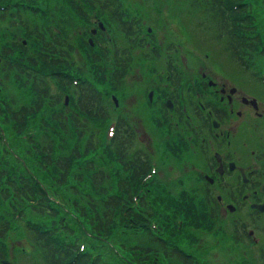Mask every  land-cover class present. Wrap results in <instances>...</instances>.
Returning a JSON list of instances; mask_svg holds the SVG:
<instances>
[{
	"label": "rangeland",
	"instance_id": "1",
	"mask_svg": "<svg viewBox=\"0 0 264 264\" xmlns=\"http://www.w3.org/2000/svg\"><path fill=\"white\" fill-rule=\"evenodd\" d=\"M121 1L124 11L128 16L139 18L140 29L143 32L152 34V38L155 39L154 44H149L147 47H130L127 42H122L125 38L117 29L115 23L105 15L100 16L91 7H88L84 0H0V10H3L2 5L8 4V10H17L29 28H32L33 25L37 28L48 26L58 33L59 36L64 37L71 46L70 55L66 58L70 64H60V67H46L42 63L39 73L40 71H44V74L37 75V78L40 76L46 78L49 95H53L56 92L60 94L59 103L51 107L50 102L46 101L43 107L33 115V119L31 115H25L23 124L17 123L16 133L13 132L10 124L0 122L3 141L4 143H10L12 147V156L5 154L4 151L2 152L0 164H3L6 168L7 164L13 163L14 157L19 158L20 164L24 165V169L18 168L15 165L14 167L21 170L25 177H35L37 180L35 182L48 184V190L45 189L49 191V197L52 200L57 199L62 203L60 211L57 208L51 214L48 213L46 208L45 214L39 212L32 214L27 202L22 201L18 205V208L25 210L23 214L26 218H29L30 221L39 222L38 225L40 228L45 227L54 230L59 223L58 216L60 212H63L67 206L69 207V199H71L69 191L64 193L59 191L60 189L58 187H53V192L49 185L52 183L42 179V176L45 174L39 170V167H46L40 164L42 154L39 151L43 150V148L40 147L39 124H41L42 118L52 120L48 116L51 111L59 110L60 119L63 120L68 128L64 131L57 132L56 135L53 134V149L51 152L53 156L62 153V148H59V138H67L70 140L69 145L74 143L72 142L74 137L71 127V114L76 111L73 102L75 94L71 93L70 86L61 88L58 85L52 75L53 69L66 72L71 79H88L102 95L108 117L104 120L103 125L97 123L95 120L86 119V126L82 128L87 134L91 130L94 132L97 130V133L99 132L101 137L100 146L108 147L110 145L106 134L109 124L116 114L121 115V117L124 115V119L131 125L134 131L133 140L130 141L131 144L128 148L129 151L131 152L136 148H143L146 149L147 153L151 154L149 174L138 178V187L141 190H143V184H146L148 179L154 176L158 181L157 184H164L166 189L170 188L173 191L172 193L181 190L187 196L198 199L202 195V190L201 188L197 189L198 183L192 180V175L194 174L190 171V168L197 166L199 161L193 153L196 150V146L194 144L195 142H192V133L184 121L178 120V111L175 109L173 111V108L170 109L169 103L162 96L164 90L170 89L168 80L164 76V70L167 69L169 59L172 61L176 60L175 66L180 70L179 76L181 83L188 81L191 84L194 81L189 76L191 75L189 72L193 70V73L199 74L202 71L210 76L215 82L212 88H217V91L220 86H224V91L220 99L233 110L225 121V127L229 126L230 128H234L238 122L240 124L242 120L247 118V124L243 128L238 125L239 131L242 134L239 136L246 139L247 143L255 142L252 147L254 150L257 148L255 144H259L260 148L264 146V84L258 82L260 79L251 74L252 70H254L260 76H264V55L259 54L261 50L259 52L256 50L253 51L252 66H248L247 64V68L241 67L227 48L224 36L217 35V31L210 26V23L203 19L205 17L203 14L191 10L194 8L192 6L189 7V0ZM244 1L249 6V12L252 11V21L255 26V31L258 32L260 38V43L255 49L264 48V0ZM28 5L32 6V8L28 7ZM76 6L82 10V14H77ZM198 8L201 9V5ZM5 11L6 13H10L6 9ZM5 15L9 19V16L7 14ZM201 19L204 20L205 24ZM98 21L102 23L103 28H97ZM199 21H201L204 27L198 24ZM92 27L97 28L96 34L89 32ZM87 38L92 39V44L87 43ZM45 39H47L46 36ZM16 42L22 44L25 49L21 50V46L17 45ZM123 45L129 46L128 53L130 52L132 58L129 67L122 74L117 87H113L114 83L111 81V72L113 69L111 67L112 53L116 47L119 48ZM36 47L37 44L33 40V36L29 33L27 35V32L19 27L17 21L9 23L6 19L0 20V99L4 103L3 99L7 93V97H9L10 93L16 99L13 108H16L22 102H31L30 94L31 92L34 94L31 87L32 79L29 76H25L23 71H21V77L16 76L13 68L8 72L7 77H3L4 71L1 67L4 62L10 63L14 59L21 61L18 62L19 65L17 66L22 67L25 64L23 62L28 60L27 56H36ZM152 47L156 50L152 51ZM153 52L155 54L154 57H152ZM149 59H152L153 63H155L152 66L154 72L146 78L147 72L144 70V66L147 65ZM160 72L163 73L160 81L154 85L153 80L156 82L157 74ZM4 78L10 80L11 84L6 83ZM146 86L155 87L159 90L160 97L157 90L158 105L157 103L149 104L146 98ZM231 86H234V89L230 92L228 89ZM203 89L204 93L201 99L212 95L206 92L207 90L205 88ZM225 93L232 94V99H230L229 103L228 101L226 102ZM240 94L247 97H254L257 102L256 107L253 108L247 101H241L239 99ZM65 95H67L66 101H64ZM112 95L117 98L116 106L111 100ZM160 98L164 102V109L159 107ZM0 107L2 111L1 101ZM237 110H239L240 115L236 113ZM181 112L182 114L184 113L183 110ZM148 114H153L156 121L157 117L161 116L163 118L166 116L167 121L169 120L170 122L169 124L164 125L160 121H157L158 124L160 123L159 127L163 129L166 127V130L161 129L159 131L153 129L154 121L148 118ZM10 116L11 113H9ZM82 117L78 116V119L82 120ZM183 120L188 119L185 117ZM238 127L236 129L237 131ZM204 136L207 137V134L204 133ZM177 142L183 146L177 155L167 151L171 145ZM188 145L191 148V153H189V149L187 148ZM247 149L249 148L247 147ZM77 159H72L69 164L70 169L67 171V177H69L68 182L74 180L73 167ZM32 160H34V173L32 172ZM258 163L264 165V155L261 161L255 162V164ZM4 173L11 174V170H7ZM124 173L126 175L129 174L128 171ZM110 176L115 178L112 171H110ZM4 179H6V175H0V184L5 183ZM213 191L215 192L214 194L221 193L217 188H214ZM11 194V190L8 189V196ZM183 200L185 201V199ZM6 202L4 199L1 200L0 209H2V213H8L5 212V208L7 207ZM201 203H203V206ZM201 203L200 205H195V208H193L195 212L193 215L198 216L195 220L192 217L189 218V214H186L183 210H180V215L175 216V220H183L184 218L189 220L188 227L193 232L190 240L193 245L203 248L213 264H233L230 263L229 254L233 255L237 264H259V248L262 246L258 243H264L262 233L257 232L256 229L253 230V235L256 237L255 242H249L245 237L243 240H232L231 234L228 231L229 228L226 226L227 224L225 227L221 225L223 218L229 215L228 212L227 214L224 212L225 207L220 209L221 215L211 216V221L208 218L207 223H205L206 220L203 215L207 212V209L204 206V199L202 198ZM247 207H241L234 214L237 213L240 217H248L247 213H245ZM257 218L260 219V226H264V213ZM6 220L8 221L9 230L5 233L3 239L0 240V250L4 254V258L14 261L15 264H25L36 253L33 244L29 241V233L20 230L19 227L22 221L14 210L10 212L9 218L7 216ZM121 222L123 224L127 223L125 220H121ZM168 222L170 224L173 221L168 220ZM66 223L71 228V234H74L73 237L68 234L66 237L67 240L75 239L77 246L81 250L85 248L87 250L89 248L95 249L98 245L108 242L107 233L106 236H101L104 237V241L101 239H92L89 236L88 220L84 219L80 222L81 228L76 225V220L72 217L66 218ZM151 223L152 221L147 219L145 224L148 226ZM220 226H222V229H220L221 232L215 233L216 228H220ZM174 227H176V224ZM130 229L132 231L126 235L127 239L122 240L124 238L122 234L126 230H124L122 224L114 225L113 231L115 233L108 236L113 248L119 247V243L122 241H128V244L134 242L135 236L137 235L134 233L139 228ZM112 250L111 254L114 253ZM106 252L105 249L102 251L99 249L98 254L105 257ZM159 262L160 264H166L167 260L160 257ZM172 263L176 264L174 261Z\"/></svg>",
	"mask_w": 264,
	"mask_h": 264
},
{
	"label": "trees",
	"instance_id": "2",
	"mask_svg": "<svg viewBox=\"0 0 264 264\" xmlns=\"http://www.w3.org/2000/svg\"><path fill=\"white\" fill-rule=\"evenodd\" d=\"M84 1L99 15H105L113 21L125 38L122 42H127L130 47H147L149 44L155 43L152 34L140 29L139 18L126 14L121 0ZM199 5H201V9L198 8ZM189 6L194 8L191 9L192 11L205 16L203 19L210 23V26L217 31L218 36H224L227 48L241 67L252 66L253 51L260 43V38L252 21V11L249 12V6L244 0H189ZM75 8L77 14H82V10L78 6ZM14 13L7 14L4 9L0 10V20L6 19L10 23L13 21L10 19V15L14 16L17 22L21 24L20 27L27 32V35L28 33L31 34L37 44L36 56H27L28 60L23 62L25 63L22 65L23 68L17 66L19 65L18 62L21 61L15 59L10 63L4 62L1 67L4 71L3 77H7L8 72L13 68L16 76H20L21 71H23L25 76L32 79L31 87L34 94L32 92L30 94L32 99L30 103L22 102L13 108L16 99L10 93L9 97H7L8 93L6 94L3 99L4 103L0 99L3 109L1 111L0 107V122L10 124L13 132L16 133V125L17 123L23 124L24 114L31 115L33 119V115L43 107L46 101L50 102L51 107L59 103L60 94L56 92L49 95L46 78L41 76L37 78V75L44 74V71L39 73L42 63L46 67H60V64H70L66 58L70 55L71 46L64 37L59 36L50 27L37 28L33 25L32 28H29L20 17V13L17 10ZM5 14L9 16L11 21ZM203 19L201 21L205 24ZM201 21L198 24L203 25ZM16 44L21 46V50L25 49L22 44L17 42ZM129 46L123 45L113 50L112 64L114 69L111 73L113 87H117L122 74L131 62L132 57L130 52L128 53ZM260 49L259 54L264 55V48L261 47ZM151 50L156 49L152 47ZM154 56L153 52L152 57ZM148 63L151 66L154 64L152 59H149ZM171 72L173 84H175L179 80L178 72ZM251 74L261 80L258 82L264 84V77H261L258 72L252 70ZM52 75L61 88L69 84V77L66 72L53 69ZM4 81L11 84L10 80L4 78ZM75 84L76 90L73 91L76 94L74 102L76 111L71 114V127L74 137L72 142L74 143L69 145L70 140L59 138V148H62V153L57 156H53L51 153L53 134L56 135L57 132L68 129L63 120L60 119L59 110L49 113L48 116L52 120L42 118L41 124H39L40 147L43 148L39 151L42 154L40 164L46 166L39 167V170L47 176L43 175L42 179L52 183L49 185L53 192V187H58L59 191L64 193L69 191L71 194L70 205L63 212H60L59 223L54 230L52 228H40L39 222L30 221L29 218H26L23 214L25 210L18 208L22 201L28 203L32 214L38 212L45 214V208L49 214L54 213L57 208L60 211L62 203L56 198V200H52L49 197L48 184L35 182L37 181L35 177H25L21 170L16 169L14 165L22 169H24V165L20 164L19 158L14 157V164H7L6 168L0 164V175H6L5 183L0 184V206L1 200H6L5 212H8L2 213V209H0V240L9 230L6 219L14 210L22 221L20 230L29 233V241L36 251L25 264H95L101 257V264H160L161 256L167 260L166 264L168 261H170L169 264H173L172 261L176 264H199L202 261L206 264L207 262L213 264L206 251L200 246L193 245L190 240L193 232L188 227V219L184 218L182 224L178 225L179 227H174L177 223L175 220L177 211L184 209L185 213L189 214V218L192 217L193 220L198 217L190 211L189 196L184 191L179 190L172 193L170 188L166 189L164 184H157L158 181L154 176H151L147 183L143 184V190L137 195L136 208L130 207V194L137 188L138 178L149 173L151 154L143 148L129 151L128 148L131 144L130 141L133 140L134 131L124 119V115L122 117L117 115L116 126L109 138L110 145L108 147L100 146L101 137L97 130L96 132L91 130L88 134L85 133L82 128L86 126V119L95 120L103 125L107 117V110L102 95L88 79L78 80ZM145 89L147 90V86ZM195 91L201 94L202 88L195 87L192 93L195 94ZM204 100L217 101V95L206 96ZM9 113H11L10 117ZM78 116H83L82 120L78 119ZM148 118L151 121L154 119L152 114H148ZM163 122L166 124L167 118L163 119ZM159 124L155 119L153 129L161 131ZM182 147L177 142L171 145L167 151L177 155ZM3 151L5 154H12L11 144L4 143L3 133L0 129V160ZM74 158H78L73 167L74 180L68 182L67 171L70 169L69 164ZM33 161L32 172L34 173ZM7 170H11V174L4 173ZM110 171L113 172L115 178L110 176ZM127 171L129 174L126 175L124 172ZM114 184L116 185L114 186ZM8 189L12 192L10 196H8ZM212 206L207 208V212L203 215L206 220L205 223H207L208 218L211 221V216L217 214V210ZM150 214L155 220V226L148 230L149 225L146 226L145 223ZM70 217L76 220V225L79 228H81L80 222L84 219L88 220L89 236L92 239L104 241V237L101 236H106L107 233L108 242L98 245L95 249L89 247L88 250L86 248L78 249L75 239L67 240L66 238L68 234L74 236L66 223V218ZM121 220H125L127 223L123 224ZM168 220L173 222L169 224ZM115 224H122L126 230L122 234L124 237L122 240L127 239L126 235L132 231L130 228H139L134 233L137 234L134 242L128 244V241H122L119 243V247L113 248L108 236L115 233L113 231ZM220 229L221 226L220 228L217 227L215 233H219ZM231 238L234 240L236 236L233 234ZM99 249L107 251L105 257L98 254ZM111 249L114 251L112 254ZM259 251L260 264H264V246L260 247ZM2 257L4 258V254L0 250V258ZM229 258L230 263L234 264L235 262L237 264L232 254H229Z\"/></svg>",
	"mask_w": 264,
	"mask_h": 264
},
{
	"label": "flooded vegetation",
	"instance_id": "3",
	"mask_svg": "<svg viewBox=\"0 0 264 264\" xmlns=\"http://www.w3.org/2000/svg\"><path fill=\"white\" fill-rule=\"evenodd\" d=\"M175 64L176 60H168L167 67L170 68L164 70L166 73L164 76L168 80L170 89L162 92L165 94L164 100H170L172 106L170 109L173 108V110H176L174 103L177 99V90L173 84L171 71L177 72L172 68ZM168 71L170 72L169 78L166 76ZM202 73L201 71V75ZM159 81L160 78L156 79L157 83ZM189 86L193 87L191 84ZM221 91H224V88ZM224 95L227 98L226 102L229 103L232 94L225 93ZM218 97L220 99L221 94ZM239 99L243 101L241 96ZM231 111H233L231 107L221 99L216 102L189 100V130L193 136L192 142H195L196 146L193 153L199 159L198 165L192 166L190 171L194 174L192 180L198 183L197 189L201 188L202 190L201 198L204 199L206 209L213 205L212 207L217 210V214L214 215H221L220 209L225 207L224 212L226 214L228 212L229 215L224 217L221 223L230 226L231 235L234 234L236 239L240 240H243L244 237L253 240L254 229L264 236V226H260V219L257 218L264 213V209L259 211L254 207L250 208L249 205L264 200V193L259 190V185L264 184V165L262 163L255 164L256 161H261L264 155V146L260 148L259 144H255L257 148L254 150L252 147L255 142L247 143L246 139L239 136L242 134L238 125L243 128L247 124V118L240 124L238 122L235 129L229 126L225 127V121ZM255 112L259 114L257 110ZM236 113L240 115L239 110ZM248 126L250 125L248 124ZM204 133L207 134V137L204 136ZM189 153H191L190 146ZM214 188H217L221 193L214 194ZM227 203H230L233 208L229 210L226 206ZM241 207H247L245 213L248 217L234 214Z\"/></svg>",
	"mask_w": 264,
	"mask_h": 264
}]
</instances>
